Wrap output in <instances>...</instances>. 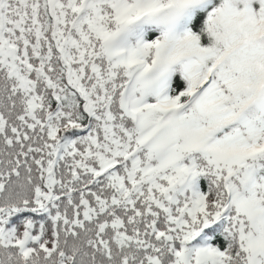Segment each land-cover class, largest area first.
I'll list each match as a JSON object with an SVG mask.
<instances>
[{
    "label": "snow or ice",
    "instance_id": "snow-or-ice-1",
    "mask_svg": "<svg viewBox=\"0 0 264 264\" xmlns=\"http://www.w3.org/2000/svg\"><path fill=\"white\" fill-rule=\"evenodd\" d=\"M0 264H264V0H0Z\"/></svg>",
    "mask_w": 264,
    "mask_h": 264
}]
</instances>
